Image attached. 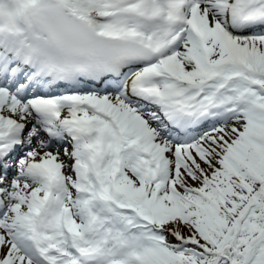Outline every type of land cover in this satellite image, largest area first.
Segmentation results:
<instances>
[{
  "label": "snow or ice",
  "instance_id": "obj_1",
  "mask_svg": "<svg viewBox=\"0 0 264 264\" xmlns=\"http://www.w3.org/2000/svg\"><path fill=\"white\" fill-rule=\"evenodd\" d=\"M0 264H264V0H0Z\"/></svg>",
  "mask_w": 264,
  "mask_h": 264
},
{
  "label": "clouds",
  "instance_id": "obj_2",
  "mask_svg": "<svg viewBox=\"0 0 264 264\" xmlns=\"http://www.w3.org/2000/svg\"><path fill=\"white\" fill-rule=\"evenodd\" d=\"M46 55L54 65L53 71L74 73L117 62L126 53L103 41L75 37L69 32L62 42L48 45Z\"/></svg>",
  "mask_w": 264,
  "mask_h": 264
}]
</instances>
